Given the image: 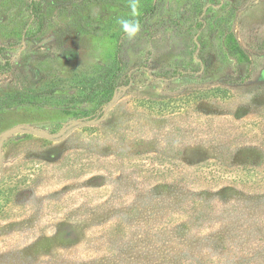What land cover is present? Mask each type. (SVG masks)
<instances>
[{
  "label": "rangeland",
  "instance_id": "374dc122",
  "mask_svg": "<svg viewBox=\"0 0 264 264\" xmlns=\"http://www.w3.org/2000/svg\"><path fill=\"white\" fill-rule=\"evenodd\" d=\"M139 11L0 0V264H264V0Z\"/></svg>",
  "mask_w": 264,
  "mask_h": 264
},
{
  "label": "clouds",
  "instance_id": "9594fccd",
  "mask_svg": "<svg viewBox=\"0 0 264 264\" xmlns=\"http://www.w3.org/2000/svg\"><path fill=\"white\" fill-rule=\"evenodd\" d=\"M130 14L132 17L140 15V0H128ZM120 31L128 40L134 39L141 30V25L138 19H120L118 20Z\"/></svg>",
  "mask_w": 264,
  "mask_h": 264
}]
</instances>
